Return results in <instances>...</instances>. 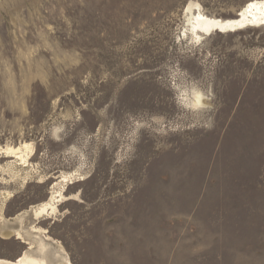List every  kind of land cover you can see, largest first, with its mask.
I'll return each mask as SVG.
<instances>
[{
	"label": "rangeland",
	"instance_id": "1",
	"mask_svg": "<svg viewBox=\"0 0 264 264\" xmlns=\"http://www.w3.org/2000/svg\"><path fill=\"white\" fill-rule=\"evenodd\" d=\"M249 1L0 0V259L264 264V26L180 37Z\"/></svg>",
	"mask_w": 264,
	"mask_h": 264
},
{
	"label": "bare ground",
	"instance_id": "2",
	"mask_svg": "<svg viewBox=\"0 0 264 264\" xmlns=\"http://www.w3.org/2000/svg\"><path fill=\"white\" fill-rule=\"evenodd\" d=\"M185 30L181 34V39H191L194 43L202 42L207 36L214 33H235L250 27L264 26V0H251L240 9L235 18L224 19L215 16H210L197 4L191 3L185 10ZM188 106L202 107V94L195 90L194 96L188 98L186 96ZM185 103V102H184ZM31 145V144H30ZM29 144H24L19 147H9L6 150L0 151L6 157H12L17 160L19 165L26 167L28 164L29 152L32 147ZM10 163L8 167L11 168ZM81 175V174H80ZM74 174L62 175L60 182L55 183L54 190L50 199L33 207V213L36 218H41L44 215L55 214L58 211V202L65 197L64 191L66 185L73 183ZM77 197V196H76ZM37 227V226H36ZM37 231L38 229H34ZM42 228L40 229V231ZM46 231V230H45ZM3 236L9 238L16 234L18 238L24 236L19 230H8L2 232ZM31 245H33L31 243ZM45 246V244H43ZM61 249V248H60ZM62 250V249H61ZM67 259V258H66ZM0 264H48L44 258H37L31 255H24L15 262L0 259ZM66 264H72L67 262Z\"/></svg>",
	"mask_w": 264,
	"mask_h": 264
}]
</instances>
